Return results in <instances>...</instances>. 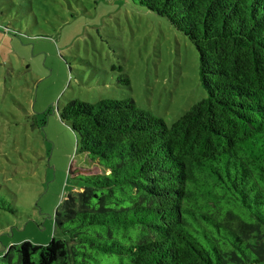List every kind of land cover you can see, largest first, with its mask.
I'll list each match as a JSON object with an SVG mask.
<instances>
[{
  "label": "trees",
  "instance_id": "obj_1",
  "mask_svg": "<svg viewBox=\"0 0 264 264\" xmlns=\"http://www.w3.org/2000/svg\"><path fill=\"white\" fill-rule=\"evenodd\" d=\"M131 2L193 45L206 96L170 126L130 97L62 106L93 165L54 211L66 238L2 261L264 263V0Z\"/></svg>",
  "mask_w": 264,
  "mask_h": 264
},
{
  "label": "rangeland",
  "instance_id": "obj_2",
  "mask_svg": "<svg viewBox=\"0 0 264 264\" xmlns=\"http://www.w3.org/2000/svg\"><path fill=\"white\" fill-rule=\"evenodd\" d=\"M205 96L193 45L131 0H0V264L66 238L54 211L93 165L62 106L130 97L170 126Z\"/></svg>",
  "mask_w": 264,
  "mask_h": 264
}]
</instances>
